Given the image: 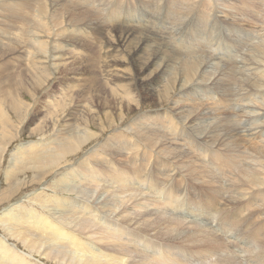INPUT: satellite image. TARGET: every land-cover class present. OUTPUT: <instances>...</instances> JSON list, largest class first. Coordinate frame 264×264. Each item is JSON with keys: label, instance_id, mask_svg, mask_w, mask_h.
Returning <instances> with one entry per match:
<instances>
[{"label": "rangeland", "instance_id": "obj_1", "mask_svg": "<svg viewBox=\"0 0 264 264\" xmlns=\"http://www.w3.org/2000/svg\"><path fill=\"white\" fill-rule=\"evenodd\" d=\"M19 1H22V0H19ZM32 1L30 2L32 4L29 3V5L26 6L28 9L26 8L27 11L25 10L24 15L23 14L21 15L20 13H18L17 10L16 12L15 11L12 12L13 13L12 16L5 15L3 14V11L0 10V31H1L0 32V48H1L0 49V211L2 212L5 209H10V207L12 208V206H17L15 208L16 210L14 209L13 213L11 211L10 215L15 216L18 212H20V210L29 209V210H32L33 212L41 213L45 217H46V214L48 215L49 213L50 215H48V217L46 218L50 217L51 219V215H53V213L57 211V209L54 210V206L57 204L55 207H62L64 205L63 200H66L67 197H69V199L73 198L72 200L77 203V206L83 202L84 204L83 203L82 204L84 207L82 208V211H86L85 208L88 209L92 207L93 210L95 211L94 213H97V210H99V213H101V217L99 219L97 218L96 220H94L95 222L91 221L92 224L97 223L95 226H98V225L101 226L100 224L107 222L111 224L109 226H114L117 223L116 227L118 229L119 228L121 229L122 226L125 229H127L128 236L121 235L120 238H116L115 240L114 239H111V240L103 239L102 240V239H98L100 237L101 232L96 231V230H94L93 232L92 231L94 229L93 225L90 222L89 223L86 222L87 223L86 226L87 227L92 226L93 229H89L87 233L84 232L86 234L84 235V239L82 240L84 242L89 243L90 242L89 239L92 238L91 234L94 233L93 239L102 243V244H98V249L100 252H97V253H99L101 258H103L104 256L103 259H106L107 257H109L107 259L111 262L113 261L114 264H118V262H120L119 264H121L122 260H125L127 264L128 263L135 264V262H137L138 258L136 256L126 255L123 251H121L122 248L120 246H116L117 241L121 239L126 241V239L128 240L127 237L130 238L131 234H138L141 237V239H144L146 241L149 240L153 242L154 244L157 245V247H153L155 249L166 248L165 252L169 251L168 253H170L171 257L174 254V256L177 259H180L179 260L180 262H177L178 260L174 257L173 261L168 260V261H165L166 263L164 264H198V262L199 264H208L209 262H210L209 264H211V262L214 263L215 258H211V257L204 258L201 255L203 248L206 247L204 245L205 241L206 239H209L210 237L218 239V242H219V246L217 249V255L220 257L221 260L217 264L219 263L221 264L223 262H226L228 264H245V263L251 264L253 261L252 258H254L256 255H264L263 253L264 252V231H263L264 229V207L260 208V206H258V203H261L262 200L260 201V199H253V198H250L249 200L248 199L243 200V201L241 200L239 202H236V199L235 201L231 200L237 197L233 192V191H236L237 188L236 186H233L232 184L235 181V177H236L235 175H237L238 172L245 165L244 162H242V159L243 158L245 159V157L247 156H252L251 159L253 161H256L257 159L254 156L260 155L262 153V149H264V146H263L264 144H261L263 142L260 141V140H264V137H262L260 133L258 132L256 133L255 130H251V129L250 131L248 130L247 131L244 130L241 132L238 131L232 137L228 136L231 132V129H230L231 122L232 121L234 122V120H241V118H243L244 119L243 125L245 127H249V120L247 122V119L244 118L245 116L243 117V114L241 113L235 114V113H237L239 109H240L239 111H241L242 110L241 107L242 106L244 107L247 104V102L254 100V96L258 94L257 92L252 90L251 82L248 81V74L246 73H248L249 70H247L246 67H244L245 68L243 70L244 73L242 71L240 73L237 66L243 65L245 62L249 63L255 57L258 59L261 58L260 60L264 58V53L262 55L260 54V50L262 48H258L259 46L257 48L251 47V45H257L258 43H260L262 38L264 39V30H260V28L263 26V23H264L263 22L264 21V0H246L245 2L241 0H191L192 4L194 5L193 10L189 11V8H184L183 10H180L179 15L170 14V16L164 15L165 14L164 5L166 4V0H123L121 1L118 4V6L120 7L125 6L126 10H129V9L132 11L136 9L139 10L141 14V18L142 16L144 17L145 15L150 14L154 16V18H156V21L159 19L157 21V24H158L159 29L161 30H152V32H146V31L136 32V34H138V36L140 37H142V35L144 34H147L150 39V41L146 43L144 48H142L141 55L143 56L145 53H147L155 58V60L153 59L150 62V64H151V67H152V63L153 65L154 63L156 64L154 69H156L157 73H159L167 65L169 68H171L172 66L173 68H172V72L170 70L168 75L164 76L162 75V73H159L161 75H159V77L156 76L154 78V81H147V82L144 81L147 78V76H144V74L146 73L145 72L146 65L144 63H141L139 65L141 69H144V71L141 72V69L139 68V66L136 65V61H134L135 57L133 53L130 52L131 47H133L131 46L132 45L131 43L137 42V39L135 38L133 39V37L132 38L124 37L126 27H125V19L123 18V16L121 14H117V15L110 14L107 17L101 16L102 17L101 18L100 16L98 17V15L96 14L99 12L95 11L93 4L95 2L103 4L101 7L103 8V13H104V10L108 7V3H112L110 2V0H107V1L88 0L91 2V5H93V7L91 8L89 7L91 5L86 6L89 8L88 13L85 12L86 7L80 6L84 4L76 0L74 1H76L80 5H78L77 3H75V5L69 4L72 2H68L65 0L67 5L65 8H62V9L59 7L57 0H51V1L32 0ZM250 1L260 2L262 9L260 10V9L254 8V4L252 3L246 6L245 3L247 2L250 3ZM209 2L211 6L208 5ZM167 3H170V2H167ZM186 5L187 4H183L182 6L185 7ZM2 6H5L3 2L0 3V7H1L0 9H2ZM33 7H34V11H33ZM49 7L51 8L49 9ZM140 8L142 9L140 10ZM44 10L46 11L48 10V11L46 12ZM43 12L45 13V15ZM29 14H31L32 17ZM95 14H96V17L94 18ZM78 15L81 16L82 19L80 17L78 18ZM199 15L202 18H197V16ZM63 16H66V17H63ZM41 17L42 19H40ZM253 17L255 18L253 19ZM30 18H34L35 21L33 19L30 20ZM26 19L30 20V22L27 21ZM131 20H138V18L136 16L135 17L132 16L131 19H129V21ZM194 20H196L197 25L200 30H199V33L190 34L189 32H187L186 29L188 28L184 24L192 23ZM13 21H16L17 23ZM38 21L40 23H38ZM162 21H164V24L162 23ZM170 22L172 25L170 24ZM11 24L12 26L10 27H14L12 29L9 27V25ZM47 27L51 29V31L46 29ZM162 27L165 28V30H163ZM43 28H44V31H43ZM64 30H66L67 32H65ZM242 30L244 31V33ZM60 31H63V32H60ZM209 31L212 32V34L208 35L207 32ZM82 33L84 35H82ZM8 35L9 37L7 38ZM34 36H35L36 41L33 38ZM36 36L38 38H36ZM12 37L13 39L15 37L16 38L13 40L11 39ZM89 37H91V39H88ZM58 39L63 40L64 43L60 42ZM184 39H185V42L183 41ZM31 42L35 44L34 45L33 43L31 44ZM40 42H41V45H40ZM43 42L46 44H44ZM42 45L43 46L47 45V46L41 47ZM202 46L204 49L202 48ZM57 47L60 49V51ZM180 47L182 48L184 47L183 50ZM193 47L195 49H193ZM210 47L212 49L214 48L216 52L212 51L211 53ZM43 48L45 49L47 48V49L44 50ZM190 48L191 50H194V53L187 56V54H185L184 52L185 50L186 51L188 49L190 50ZM206 48H207V52H206ZM254 49H256L257 51ZM75 51L78 53H76ZM142 51H144L145 53ZM213 53H216V55H213ZM113 54L115 55V57H117L116 59ZM205 54L206 56H208V58H204ZM113 58L114 60H112ZM192 59L193 60L201 59L200 61H202V64H201L200 71L201 70L206 71V72H203L205 76L206 74H212L211 78L207 76L210 80L205 78L206 79L205 81L209 82L208 91L210 92V94L216 95L219 98V101H218L219 104L216 103V105L214 104V102H216L217 99L215 100L211 99L209 101V102H212L211 104L214 106H212L209 102L202 103L201 104L203 108L202 111L204 112L206 111L208 115L206 114L203 116L199 115L196 118L198 119L202 117V120L206 118L209 120L212 117H214V119L215 118H218V119L228 118V121L224 122V128L220 127L222 128V133H223L219 135L220 137L218 135L209 136L210 138H212L210 139L209 137L203 135L202 137L199 138L200 141H197V138L195 137V132L193 129H191L193 128V126L191 125L193 120L185 118V116H183L186 114L185 110L182 111L183 109H185L184 106H188L190 107V109H195L197 107V106H193V107L190 106L189 103L191 102L188 98L190 96L189 94H192L194 98L197 97V94L205 95V91L203 89L202 91L200 87L194 85L192 81L193 79L190 80L189 83H187L188 85L186 84L183 88H182V84L179 85L180 82H177L175 86L167 93L166 98L161 99L158 96L159 91L157 90H159V88H161L162 85L166 83V81L170 82L171 76L174 73L177 76L180 75L183 78L185 77V76H182V69H181V67H183V60L185 61V60H192ZM109 60L111 61L108 62ZM113 61L114 63H112ZM107 63L108 65H106ZM108 66L110 67L108 68ZM47 68H50L49 69L50 71ZM105 68L106 70H104ZM32 69H35V70H32ZM114 70L116 72H114ZM103 71L106 73H104ZM130 71L132 72L130 73ZM46 74L49 77V79L48 77H46ZM122 74L124 77L121 76ZM197 78L201 80L199 76ZM231 78H233V80ZM140 79H142V81H140ZM114 81L116 82L114 83ZM118 81H121V83ZM231 81H233L232 84H231ZM122 82H124V84ZM125 82H127V85ZM149 82L154 88H147L149 86ZM155 83H157L156 85L158 86V88L157 86H155ZM116 84L117 85L121 84V85H119V88H118ZM247 84H249L250 86ZM113 86H116V87H113ZM123 86H126V87H123ZM128 86H131V87L128 88ZM125 88L126 90H124ZM113 89L115 90L117 89L116 91L118 93L121 92L123 95L120 93L117 96L116 92H114L115 90L113 91ZM244 89L245 90L247 89V90L245 91ZM197 90L198 92H196ZM237 91H239V93H237ZM132 93H133V96H132ZM182 93H186L188 97H185V95L184 94L182 95ZM204 95H202L203 98L207 100L208 99L207 96L205 95L204 97ZM126 97L128 98V100L126 99ZM148 97L149 99H147ZM50 99L52 100L50 101ZM125 99L127 102L125 101ZM186 99L189 101H187ZM158 100H160V102ZM191 100L193 99L191 98ZM96 103H99V104L97 105ZM222 107L227 109L228 111H232L234 109V112L232 111L234 116L232 115L230 117V114L228 113V111L226 112L225 110L222 109ZM253 107L255 109L257 108L260 109L259 105L254 104ZM196 109H198V107ZM180 111H182L184 114ZM161 112H163V114ZM169 112L174 115V117L170 116L171 121L176 120L177 123L179 122L178 123L179 125L184 127V129L182 128H175V130L173 129L175 136L168 130L169 128L167 129L166 127L168 120L165 118H166V114L167 113L169 114ZM199 114H201V112ZM263 118H264V114L257 116V119H263ZM218 119H216V121H218ZM156 120H160L163 125L162 127L164 128L162 127L158 128V126L156 125ZM38 123L40 124L38 125ZM147 124L148 125L150 124V125L148 126ZM63 125L67 126V128ZM144 125L146 128L148 127L149 131L148 129L144 128ZM186 125L188 127L190 126V128H188ZM225 127H228V129L226 130ZM75 128H77V130ZM125 128H127L128 131ZM128 128L129 129L131 128V129L129 130ZM160 130L162 131L160 132ZM182 130L186 132V135L189 137L190 140H194L192 141V143L194 144H192L189 148L184 146V143H187L188 140L186 141L180 138H176V133ZM89 131H91L94 134L91 135V132ZM80 132L81 134H79ZM263 132H264V128H263ZM68 133L72 135L70 136L69 134L68 136L67 135ZM154 133L156 136L154 135ZM131 135H134V136H131ZM137 135L138 136L141 135V136L138 137ZM158 135L161 137V139L159 138ZM66 136L71 139L75 138L76 136L81 137V139H78L77 137L75 138L76 146L78 145V143L80 144L78 147L79 150L76 148L75 150H73L75 152L72 151L68 153V155H64L60 159L61 161L59 162L57 161L56 163H54L55 165L51 164V165L45 166L43 165L45 163L43 162L40 163L39 160L37 162L36 160H34L33 158L34 156L30 155L31 151H33L32 153H34V151L38 152V151H41L40 149L43 150L44 148L45 149L48 148L47 150L51 151L52 149H49V148L55 145L57 141H55L54 143H50L48 141L53 140L55 138L60 139L61 137H66ZM167 136L168 137L170 136L173 139L171 140ZM119 137L121 139L123 138L128 141H131L134 144L132 145V146H135L134 148L131 146L132 147L131 154L128 150H127L128 154H125L120 151L119 147H117L121 140ZM145 137H147L148 139L147 138L145 139ZM157 137L159 138V140L157 139ZM231 138H235V139L238 138L237 139V150L241 151V152L239 151V153L237 151L233 152V153L238 154L236 158L234 156L236 154L233 155L235 159V165H233L232 168L230 169L227 168L223 171L216 170L207 159L208 155L211 154L210 150L218 152L217 156L222 157L225 151L224 150L222 151V149L216 150L219 146H215V145L232 142ZM136 139H138L139 141ZM140 141L141 142L143 141V142L141 143ZM157 142H158V145H157ZM213 142L215 143L217 142V144H213L214 148L209 146L210 145L209 143H213ZM34 143L35 145H38V146H35ZM32 144L34 146H31ZM152 145H154L156 148L154 149V146ZM21 146L24 148H22ZM30 146L32 147V149ZM196 146L204 150L206 157L198 156ZM177 147H180V148H177ZM259 148L260 149L262 148V149L260 150ZM162 149L167 150V153L165 150H162ZM102 151L105 153H103ZM156 151H159V153L157 152L158 153L157 155L159 156L155 154ZM94 152H96V154H94ZM162 152L166 153V156H167V157L165 156L166 158L160 156L162 155L161 154ZM171 152L175 154L178 153L179 157L177 158V157L172 156L173 153ZM25 154L28 156H26ZM189 154L192 156H190ZM131 156H135V157H131ZM30 157H32L33 159ZM173 157L176 159H174ZM104 159L108 160V164L110 166L102 167L100 165L102 162L105 163V161H102ZM112 159H114L113 162H112ZM239 159H241L240 162H239ZM258 159H261V157ZM83 161L86 162V164ZM182 161L184 162V164ZM248 161L250 160H246V162ZM181 162L182 164H179V165L182 168L178 166V164L176 165V163H181ZM85 166L86 167L88 166L101 167L102 171L100 169L96 170L94 175L97 178L96 177L90 178V177H87L89 174L88 171L86 172L82 171L83 169L85 170L86 168H82L81 170V167H85ZM79 168L81 171L79 170ZM183 168H185L186 170ZM168 169L172 171L166 172ZM115 170L117 171L115 172ZM186 171L188 174H186ZM199 171L200 173H198ZM97 173H98V176H97ZM242 175L243 177H247V176L249 177L251 174H250V171H247L243 173ZM73 176L75 178H72ZM103 177H106V178H103ZM89 181L91 182L89 183ZM138 181L139 182L141 181L142 183L141 182L139 183ZM106 183H108L109 185H107ZM119 184L121 185V187L119 186ZM124 185H125V188L127 187L126 190L124 187H122ZM135 186H136V189H135ZM215 186L220 190L219 193H217L216 191H212V189H214ZM128 188H130L131 190ZM113 191L114 192L116 191V193H113ZM158 192L160 193L158 194ZM211 194L213 195V197H211ZM217 196L218 198L216 199ZM123 200H125L124 203H123ZM58 201L59 202L61 201V202L59 203ZM229 201H230V204L228 203ZM104 203L107 205H105ZM125 203H126V206H125ZM9 204L11 206H9ZM17 204L19 205L21 204V206ZM208 204H212L213 206H207ZM95 208L96 209L98 208V209L96 210ZM88 210L84 213V215L89 214ZM236 211L238 212V214H235ZM1 212H0V238L6 239V241H8L9 244L11 243L10 244L11 247L25 254L27 257H32V259L30 258L32 262L36 260L34 263L37 262L39 264H74L75 263V262L70 261L69 259H53L52 257L46 258L42 256V254L40 256V254H37L34 251H32V249H30L23 243V240L15 238V236L13 235L12 236L10 235L11 232L14 231L13 229L14 227L13 228L11 227L13 226L12 225L13 222L11 221V223H9L7 221L4 223L5 219L1 218V215H2ZM127 212H129V214ZM94 213L92 214L93 216L96 215ZM59 215L60 214H57L55 215V217H58ZM79 217H81L82 219V216L79 215L78 213L75 212L74 214H72V219L70 220V222L72 223L71 224L72 227L74 225L73 227L74 229H77V226L79 225L78 222L81 220V219H78ZM132 219L133 220L135 219L134 221L136 223L133 222ZM1 221L3 222L1 223ZM9 224H11L10 229L6 228V226L9 227ZM9 230L10 232H8ZM15 230L17 229L15 228ZM172 230L174 232H172ZM20 231H21L20 233H23L22 230ZM20 235L24 236V234L23 235L20 234ZM113 241H115V243ZM46 242L48 243L49 241L47 240ZM0 245H2L1 240H0ZM13 245H15V247ZM140 246L142 247V250L145 249L144 252L146 253H149V252L155 253L152 247H150V250H149V248L145 247L144 245H140ZM197 251L199 253H197ZM257 251L258 252L260 251L259 252L260 254H258ZM149 254H152V253H149ZM112 255H115V256H112ZM190 255L192 257H190ZM122 256H123V259H122ZM149 257L151 258V256ZM202 258L206 259V261H202ZM209 258H211V261ZM182 259L188 260V262L185 263V261L184 260L182 261ZM145 264H149V263L145 262ZM154 264H158V263L155 262Z\"/></svg>", "mask_w": 264, "mask_h": 264}, {"label": "bare ground", "instance_id": "obj_2", "mask_svg": "<svg viewBox=\"0 0 264 264\" xmlns=\"http://www.w3.org/2000/svg\"><path fill=\"white\" fill-rule=\"evenodd\" d=\"M32 0H26V2H25V0H22V1H19V0H0V3H2L3 2V4L5 5V6H2V9H0L1 11H3V14H5V15H13V13L12 12H16V10L18 11V13H20L21 15L23 14H25V10H26V6H28L29 5V3L31 2ZM37 1V0H36ZM46 1V0H45ZM49 1H51V0H49ZM66 1H68V2H72V3H69V4H73V5H75V3H77L76 1H79V2H81L82 4H84V5H80L79 3H77L78 5H80L81 7H86V6H89V5H91V2L90 1H88V0H76V1H74V0H66ZM103 1H107V0H103ZM121 1H123V0H110V2H112V3H108V7L104 10V13H103V8L101 7L103 4H101V3H97V2H95L93 5H94V9H95V11H97V12H99V13H96L97 15H98V17L100 16H105V17H107L108 15H117V14H121L122 16H123V18L125 19V27H126V31H125V33H124V37L125 38H129V37H133V39L135 38V39H137V42H133V43H131L132 45L131 46H133V47H131V49H130V52H132L133 53V55H134V57H135V60L134 61H136V65L137 66H139L141 63H144L145 65H146V68H145V74H144V76H147V78L144 80L145 82H147V81H154V78L156 77V76H158L159 77V75H161V74H159V73H162V75H164V76H166V75H168V73H169V71L171 70V72H172V68H173V66L171 67V68H169L168 67V65L165 67V68H163L159 73H157V71H156V69H154L155 68V66H156V64L154 63V65H153V63H152V67H151V64H150V62L154 59L155 60V58L154 57H152L151 55H149V54H147V53H145L144 51H142V52H144L145 54L142 56L141 55V50H142V48H144V46L146 45V43L148 42V41H150V39H149V36L147 35V34H144V35H142V37H140V36H138V34H136V32H141V31H146V32H152V30H161V29H159V27H158V24H157V21L159 20L158 18V20L156 21V18H154V16H152V15H145L144 17L142 16V18H141V14H140V11L139 10H134V11H132V10H126L125 9V6H118V4L121 2ZM241 1H243V2H245L246 0H241ZM24 2H25V4H24ZM33 2V1H32ZM42 2V1H41ZM57 2H58V4H59V7L62 9V8H65L66 7V5H67V3L65 2V0H57ZM113 2H114V4H113ZM167 2H170V3H167ZM6 3V4H5ZM39 3V2H38ZM43 3V2H42ZM45 3V2H44ZM50 3V2H49ZM56 3V2H55ZM216 3V2H215ZM254 4V8H257V9H262V6H261V4H260V2H256V1H250V3L249 2H247V3H245V5L246 6H248V4ZM256 3V4H255ZM30 4H32V3H30ZM54 4V3H53ZM52 4V5H53ZM68 4V5H69ZM183 4H187L185 7H183L182 5ZM40 5V4H39ZM38 5V6H39ZM51 5V6H52ZM72 5V6H73ZM93 5H91V6H89L90 8L91 7H93ZM208 5H210L211 6V4H210V2L208 3ZM31 6V5H30ZM44 6V5H43ZM49 6V5H48ZM141 6V5H140ZM35 7V6H34ZM34 7H33V11H34ZM41 7V6H40ZM53 7V6H52ZM1 8V7H0ZM39 8V7H38ZM51 7H49V9H50ZM143 8V7H142ZM142 8H140V10L142 9ZM184 8H189V11L190 10H193L194 9V5L192 4V2H191V0H166V4L164 5V15L166 16H170V14L172 15V14H178L179 15V12H180V10H183ZM13 9H15V10H13ZM28 9V8H27ZM40 9V8H39ZM38 9V10H39ZM76 9V8H75ZM82 9V8H81ZM84 9V8H83ZM89 8L88 7H86L85 8V12L86 13H88V10ZM29 10H30V8H29ZM31 10H32V8H31ZM68 10V9H67ZM71 10V9H70ZM254 10V9H253ZM27 11V10H26ZM36 11V10H35ZM44 11H46V10H44ZM48 11V10H47ZM46 11V12H47ZM81 11V10H80ZM252 11V10H251ZM39 12V11H38ZM71 12V11H70ZM75 12V11H74ZM30 13V12H29ZM44 13V12H43ZM53 13V12H52ZM73 13V12H72ZM79 13V12H78ZM101 13H102V15H101ZM257 13V12H256ZM255 13V14H256ZM28 14V13H27ZM47 14V13H46ZM49 14V13H48ZM68 14V13H67ZM96 14H95V16H94V18L96 17ZM253 14V13H252ZM259 14V13H258ZM29 15H31V14H29ZM32 15H33V13H32ZM32 15H31V17H32ZM40 15H41V13H40ZM39 15V16H40ZM44 15H45V13H44ZM57 15V14H56ZM61 15V14H60ZM59 15V16H60ZM66 15V14H65ZM83 15V14H82ZM91 15V14H90ZM15 16V15H14ZM52 16V15H51ZM70 16V15H69ZM74 16V15H73ZM137 17L138 18V20H131V21H129V19H131V17ZM27 17V16H26ZM43 17V16H42ZM42 17L40 18V19H42ZM54 17V16H53ZM52 17V18H53ZM63 17H66V16H63ZM81 18L82 19V17L81 16H79L78 15V18ZM177 17V16H176ZM28 18V17H27ZM35 18V17H34ZM34 18H30V20H34ZM46 18V17H45ZM50 18V17H49ZM59 18V17H58ZM78 18H76V19H78ZM102 18V17H101ZM100 18V19H101ZM119 18V17H118ZM141 18V19H140ZM170 18V17H169ZM179 18V17H178ZM197 18H202L200 15L199 16H197ZM196 18V19H197ZM255 17H253V19H254ZM29 19V18H28ZM62 19V18H61ZM74 19H75V17H74ZM73 19V20H74ZM25 20V19H24ZM27 20V19H26ZM30 20H27V21H29L30 22ZM37 20V19H36ZM49 20V19H48ZM54 20V19H53ZM64 20V19H63ZM72 20V21H73ZM104 20H106V19H104ZM103 20V21H104ZM259 20V19H258ZM27 21H25V22H27ZM35 21V20H34ZM41 21V20H40ZM52 21V20H51ZM55 21V20H54ZM53 21V22H54ZM57 21V20H56ZM76 21V20H75ZM135 21H137V22H135ZM166 21V20H165ZM179 21V20H178ZM13 22H16V21H13ZM24 22V23H25ZM32 22V21H31ZM42 22V21H41ZM46 22V21H45ZM52 22V23H53ZM62 22V21H61ZM108 22V21H107ZM172 22V21H171ZM171 22H170V24H171ZM264 22V21H263ZM17 23V22H16ZM23 23V24H24ZM33 23V22H32ZM37 23V22H36ZM38 23H40L39 21H38ZM49 23V22H48ZM68 23H69V21H68ZM113 23V22H112ZM161 23V22H160ZM162 23L164 24V21H162ZM180 23V22H179ZM9 24V23H8ZM19 24H21V23H19ZM45 24V23H44ZM88 24V23H87ZM91 24V23H90ZM89 24V25H90ZM105 24V23H104ZM262 24V23H261ZM25 25V24H24ZM38 25V24H37ZM42 25V24H41ZM41 25H40V27H41ZM172 25V24H171ZM179 25V24H178ZM182 25V24H181ZM184 25H186V27L188 28V29H186L187 30V32H189L190 34H193V33H199V27H198V25H197V22H196V20H194L192 23H189V24H184ZM10 26H12V24L11 25H9V27ZM14 26H15V24H14ZM17 26V25H16ZM20 26V25H19ZM26 26V25H25ZM55 26V25H54ZM60 26V25H59ZM106 26V25H105ZM39 27V28H40ZM155 27V28H154ZM164 27V26H163ZM162 27V28H163ZM11 29L12 28H14V27H10ZM38 28V29H39ZM57 28V27H56ZM75 28V27H74ZM73 28V29H74ZM83 28V27H82ZM154 28V29H153ZM3 29V28H2ZM5 29V28H4ZM19 29H21V28H19ZM34 29V28H33ZM36 29V28H35ZM46 29H48V30H50L51 31V29H49L48 27L46 28ZM54 29V28H53ZM64 29V28H63ZM174 29V28H173ZM176 29V28H175ZM7 30V29H6ZM27 30H28V28H27ZM26 30V31H27ZM41 30H42V28H41ZM40 30V31H41ZM122 30V29H121ZM163 30H165V28H163ZM162 30V31H163ZM260 30H264V23H263V26L260 28ZM18 31V30H17ZM43 31H44V28H43ZM42 31V32H43ZM46 31V30H45ZM65 32H67L66 30H64ZM206 31V30H205ZM243 31V30H242ZM254 31V30H253ZM256 31V30H255ZM259 31V30H258ZM257 31V32H258ZM1 32V31H0ZM5 32V31H4ZM31 32V31H30ZM33 32V31H32ZM39 32V31H38ZM48 32V31H47ZM46 32V33H47ZM55 32V31H54ZM60 32H63V31H60ZM73 32V31H72ZM82 32V31H81ZM157 32V31H156ZM13 33V32H12ZM22 33V32H21ZM20 33V34H21ZM34 33H36V32H34ZM33 33V34H34ZM69 33V32H68ZM74 33V32H73ZM76 33V32H75ZM87 33V32H86ZM89 33V32H88ZM162 33V32H161ZM208 33V35L209 34H212V32H207ZM206 33V34H207ZM243 33H244V31H243ZM259 33V32H258ZM150 34V33H149ZM255 34V33H254ZM13 35V34H12ZM24 35V34H23ZM35 35V34H34ZM38 35V34H37ZM73 35V34H72ZM82 35H84L83 33H82ZM81 35V36H82ZM87 35V34H86ZM109 35V34H108ZM263 35V34H262ZM2 36H3V34H2ZM1 36V37H2ZM27 36V35H26ZM90 36V35H89ZM164 36V35H163ZM188 36V35H187ZM194 36V35H193ZM196 36V35H195ZM9 37V35L7 36V38ZM28 37V36H27ZM31 37V36H30ZM55 37V36H54ZM57 37V36H56ZM113 37V36H112ZM156 37V36H155ZM197 37V36H196ZM211 37V36H210ZM257 37V36H256ZM3 38V37H2ZM16 38V37H15ZM14 38V39H15ZM34 38V40H35V36L33 37ZM36 38H38L37 36H36ZM69 38V37H68ZM157 38V37H156ZM166 38V37H165ZM11 39H13V37L11 38ZM13 39V40H14ZM55 39V38H54ZM62 39V38H61ZM88 39H91V37H89ZM155 39V38H154ZM173 39V38H172ZM263 39V38H262ZM261 39V42L260 43H256L257 45H251V47L252 48H257L258 46V48H262L261 50H260V54L262 55L263 53H264V39L262 40ZM23 40V39H22ZM28 40H30V39H28ZM50 40V39H49ZM59 40V39H58ZM86 40V39H85ZM115 40V39H114ZM119 40H120V38H119ZM122 40H124V39H122ZM152 40V39H151ZM169 40V39H168ZM167 40V41H168ZM255 40V39H254ZM253 40V41H254ZM4 41V40H3ZM11 41V40H10ZM36 41V40H35ZM44 41V40H43ZM60 42H62V43H64V41L63 40H59ZM136 41V40H135ZM184 42H185V39L183 40ZM187 41V40H186ZM189 41V40H188ZM260 41V40H259ZM28 42V41H27ZM51 42V41H50ZM58 42V41H57ZM124 42V41H123ZM122 42V43H123ZM154 42V41H153ZM160 42H162V41H160ZM170 42V41H169ZM174 42V41H173ZM183 42V43H184ZM252 42V41H251ZM256 42V41H255ZM2 43V42H1ZM9 43V42H8ZM33 42H31V44H32ZM37 43V42H36ZM44 43V42H43ZM91 43V42H90ZM128 43H130V42H128ZM171 43V42H170ZM3 44H5V43H3ZM10 44V43H9ZM8 44V45H9ZM14 44H16V43H14ZM21 44V43H20ZM35 43H33V45H34ZM44 44H46V43H44ZM155 44V43H154ZM160 44V43H159ZM172 44V43H171ZM177 44V43H176ZM6 45H7V43H6ZM5 45V46H6ZM11 45V44H10ZM40 45H41V42H40ZM65 45V44H64ZM83 45V44H82ZM116 45V44H115ZM119 45H120V43H119ZM45 46H47V45H45ZM45 46H41V47H45ZM48 46H50V45H48ZM53 46V45H52ZM61 46V45H60ZM63 46V45H62ZM93 46V45H92ZM114 46V45H113ZM149 46V45H148ZM182 46V45H181ZM185 46V45H184ZM2 47V46H1ZM7 47V46H6ZM5 47V48H6ZM123 47V46H122ZM127 47V46H126ZM129 47V46H128ZM159 47V46H158ZM176 47V46H175ZM33 48H34V46H33ZM58 48V47H57ZM61 48H63V47H61ZM100 48V47H99ZM154 48V47H153ZM180 48H182V47H180ZM179 48V49H180ZM184 48V47H183ZM183 48H182V50H183ZM202 48H203V46H202ZM211 48V47H210ZM1 49V48H0ZM13 49H14V47H13ZM39 49H41V48H39ZM44 50H46L45 48H43ZM48 49H49V47H48ZM59 49V48H58ZM101 49V48H100ZM124 49V48H123ZM147 49V48H146ZM149 49V48H148ZM162 49V48H161ZM193 49H195L194 47H193ZM201 49V48H200ZM204 49V48H203ZM9 50V49H8ZM11 50V49H10ZM54 50V49H53ZM52 50V51H53ZM62 50V49H61ZM64 50V49H63ZM67 50H68V48H67ZM118 50V49H117ZM117 50H116V52H117ZM170 50V49H169ZM253 50V49H252ZM252 50H250V51H252ZM254 50H256V49H254ZM4 51V50H3ZM12 51V50H11ZM42 51V50H41ZM49 51V50H48ZM47 51V52H48ZM59 51H60V49H59ZM153 51V50H152ZM163 51V50H162ZM179 51V50H178ZM181 51V50H180ZM210 51V50H209ZM212 51L213 52H216L215 51V49L213 48H211V53H212ZM257 51V50H256ZM6 52V51H5ZM43 52H45V51H43ZM73 52V51H72ZM76 52V51H75ZM82 52V51H81ZM84 52V51H83ZM120 52H121V50H120ZM119 52V53H120ZM129 52V53H130ZM167 52V51H166ZM169 52V51H168ZM206 52H207V48H206ZM63 53V52H62ZM76 53H78V52H76ZM122 53H124V52H122ZM185 54H187V56L188 55H191L192 53H194V50H191V48H190V50L188 49L187 51L185 50V52H184ZM200 53V52H199ZM258 53V52H257ZM83 54V53H82ZM108 54V53H107ZM115 54V53H114ZM113 54V55H114ZM116 54H118V53H116ZM127 54V53H126ZM151 54V53H150ZM173 54V53H172ZM197 54H198V52H197ZM202 54H203V52H202ZM250 54V53H249ZM7 55V54H6ZM61 55V54H60ZM80 55H81V53H80ZM86 55V54H85ZM85 55H83V56H85ZM121 55V54H120ZM130 55V54H129ZM157 55V54H156ZM164 55V54H163ZM213 55H216V53H213ZM56 56H58V55H56ZM67 56V55H66ZM124 56V55H123ZM144 56H146V57H144ZM159 56V55H158ZM2 57V56H1ZM77 57H78V55H77ZM90 57V56H89ZM114 57H115V55H114ZM160 57H162V56H160ZM193 57V56H192ZM244 57V56H243ZM35 58V57H34ZM54 58V57H53ZM64 58V57H63ZM82 58H84V57H82ZM95 58V57H94ZM112 58V57H111ZM117 57H115V59H116ZM121 58H122V56H121ZM120 58V59H121ZM131 58V57H130ZM204 58H208V56H206V54H205V57ZM204 58H203V60H204ZM221 58V57H220ZM246 58V57H245ZM249 58V57H248ZM79 59H80V57H79ZM108 59V58H107ZM119 59V60H120ZM166 59V58H165ZM174 59H175V57H174ZM177 59V58H176ZM247 59V58H246ZM261 59V58H260ZM260 59H258V58H253L249 63L247 62H245L243 65H241V66H237L238 67V70H239V72L241 73V71L244 73V67H246V69L247 70H249L248 71V73H246V74H248V81H250L251 82V85H252V90L253 91H255V92H257L258 94L257 95H255L254 96V100H251V101H249V102H247V104L242 108L241 107V111H237V113H235V114H239V113H241V114H243V117L245 118V119H247V122H248V120H249V127H245L244 125H243V118H241V120H234V122L232 121L231 122V125H230V129H231V132H230V134L228 135V136H233V135H235V133L236 132H238V131H244V130H248V131H250V129L251 130H255L256 131V133L258 132V133H260V135L262 136V137H264V132H263V128H264V118L263 119H257V116H259V115H263L264 114V58L262 59V60H260ZM112 60H114V58L112 59ZM123 60V59H122ZM125 60V59H124ZM160 60V59H159ZM159 60H157V61H159ZM169 60V59H168ZM201 59H195V60H183V67H181V69H182V76H185L184 78L183 77H181L180 75L179 76H177L175 73L171 76V81L169 82V81H166V83H164L163 85H162V87L161 88H159V90H157V91H159V97L162 99V98H166L167 97V93L175 86V84L177 83V82H180V84L179 85H181L182 84V88L187 84V83H189V81L190 80H192L193 81V83H194V85L195 86H198V87H200V89L202 90H204L205 91V95L207 96V100L206 99H204L203 98V96L202 95H204V94H197V97H195L194 98V96L192 95V94H189L190 96L188 97L187 96V94L186 93H182V95L184 94L185 95V97H188L189 98V100H190V102L191 103H189L190 104V106L191 107H193V106H197L198 107V109H190V107H188V106H184V108L185 109H183L182 111H186V114L185 115H183V116H185V118H188V119H192L193 120V122H192V126H193V128H191V129H193L194 130V132H195V137L197 138V141H200L199 140V138L200 137H202L203 135L204 136H207V137H209V136H215V135H221V134H223L222 133V128H220V127H223L224 128V122H227L228 121V118H224V119H218V118H215L214 119V117H212L211 119H203L202 120V117L201 118H196L197 116H203V115H208V113H206V111L204 112V111H202L203 110V108H202V106H201V104L202 103H205V102H209L211 99H213V100H215V99H217V101L216 102H214V104L216 105V103H218V101H219V98L216 96V95H211L210 94V92L208 91V81H205L206 79L205 78H207V79H209V78H211V75L212 74H206V76H205V74L203 73V72H206V71H200V69H201V64H202V61H200ZM250 60V59H249ZM111 60H109L108 62H110ZM116 61V60H115ZM128 61V60H127ZM161 61V60H160ZM170 61V60H169ZM168 61V62H169ZM235 61V60H234ZM51 62V61H50ZM132 62V61H131ZM154 62H156V61H154ZM39 63V62H38ZM46 63V62H45ZM53 63V62H52ZM112 63H114V61L112 62ZM117 63V62H116ZM182 63V62H181ZM212 63V62H211ZM216 63V62H215ZM242 63V62H241ZM42 64V63H41ZM55 64V63H54ZM57 64H59V63H57ZM161 64V63H160ZM169 64V63H168ZM179 64V63H178ZM236 64V63H235ZM35 65V64H34ZM106 65H108V63L106 64ZM113 65V64H112ZM119 65V64H118ZM124 65H125V63H124ZM123 65V66H124ZM130 65V64H129ZM150 65V66H149ZM182 65V64H181ZM237 65V64H236ZM42 66V65H41ZM114 66V65H113ZM159 66V65H158ZM206 66V65H205ZM208 66V65H207ZM43 67V66H42ZM53 67V66H52ZM110 66H108V68H109ZM130 67V66H129ZM133 67V66H132ZM176 67V66H175ZM178 67H180V66H178ZM51 68V67H50ZM50 68H47L48 70L50 69ZM54 68V67H53ZM114 68V67H113ZM139 68H140V66H139ZM159 68V67H158ZM46 69V68H45ZM56 69V68H55ZM125 69H126V67H125ZM124 69V70H125ZM141 69V68H140ZM32 70H35V69H32ZM104 70H106V68L104 69ZM108 70V69H107ZM123 70V71H124ZM127 70H128V68H127ZM130 70V69H129ZM135 70V69H134ZM138 70V69H137ZM207 70V69H206ZM228 70V69H227ZM31 71V70H30ZM37 71V70H36ZM50 71V70H49ZM48 71V72H49ZM122 71V72H123ZM144 71V69H141V72H143ZM234 71V70H233ZM232 71V72H233ZM104 72V71H103ZM110 72H111V70H110ZM114 72H116L115 70H114ZM128 72V71H127ZM132 71H130V73H131ZM32 73V72H31ZM50 73V72H49ZM65 73V72H64ZM104 73H106V72H104ZM120 73V72H119ZM119 73H118V75H119ZM125 73V72H124ZM129 73V74H130ZM225 73V72H224ZM114 74V73H113ZM143 74V73H142ZM229 74V73H228ZM49 75V74H48ZM62 75V74H61ZM115 75V74H114ZM133 75V74H132ZM233 75V74H232ZM37 76V75H36ZM40 76V75H39ZM105 76V75H104ZM110 76H112V75H110ZM121 76H123V74L121 75ZM129 76V75H128ZM199 76V78H201V80H199L197 77ZM209 78H208V77ZM228 76V75H227ZM234 76V75H233ZM46 77H48L47 76V74H46ZM108 77V76H107ZM114 77H116V76H114ZM124 77V76H123ZM226 77V76H225ZM246 77H247V75H246ZM97 78H99V77H97ZM112 78V77H111ZM117 78H118V76H117ZM134 78V77H133ZM169 78V77H168ZM229 78H230V76H229ZM34 79H35V77H34ZM48 79H49V77H48ZM110 79V78H109ZM127 79V78H126ZM158 79V78H157ZM166 79V78H165ZM228 79V78H227ZM232 80H233V78H231ZM230 79V80H231ZM236 79V78H235ZM238 79V78H237ZM97 80V79H96ZM122 80V79H121ZM210 80V79H209ZM31 81V80H30ZM99 81V80H98ZM123 81V80H122ZM129 81V80H128ZM134 81V80H133ZM140 81H142V79H140ZM159 81V80H158ZM157 81V82H158ZM33 82V81H32ZM111 82H112V80H111ZM116 81H114V83H115ZM118 82H120L121 83V81H118ZM117 82V83H118ZM132 82V81H131ZM138 82V81H137ZM182 82V83H181ZM232 82L233 81H231V84H232ZM247 82V81H246ZM245 82V83H246ZM3 83V82H2ZM123 84H124V82H122ZM126 83V85H127V82H125ZM135 83V82H134ZM154 83V82H153ZM152 83V84H153ZM235 83H236V81H235ZM240 83V82H239ZM44 84V83H43ZM129 84V83H128ZM137 84V83H136ZM135 84V85H136ZM157 83H155V86H157L156 85ZM191 84V83H190ZM189 84V85H190ZM211 84V83H210ZM209 84V85H210ZM234 84V83H233ZM242 84V83H241ZM45 85V84H44ZM119 85H121V84H119ZM119 85H117L116 84V86H118V88H119ZM130 85V84H129ZM161 85V84H160ZM188 85V84H187ZM243 85V84H242ZM247 85H249V84H247ZM15 86V85H14ZM110 86V85H109ZM116 86H113V87H116ZM154 86V85H153ZM231 86V85H230ZM234 86H236V85H234ZM244 86H245V84H244ZM250 86V85H249ZM123 87H126V86H123ZM131 86H128V88H130ZM160 87V86H159ZM180 87V86H179ZM212 87V86H211ZM240 87V86H239ZM121 88H122V86H121ZM120 88V89H121ZM138 88V87H137ZM147 88H154V87H152V85H151V83L149 82V86L147 87ZM157 88H158V86H157ZM156 88V89H157ZM186 88V87H185ZM189 88V87H188ZM44 89V88H43ZM135 89V88H134ZM112 90V89H111ZM115 89H113V91H114ZM117 90V89H116ZM114 91V92H116V95L118 96L120 93H118L117 91ZM124 90H126V88L124 89ZM123 90V91H124ZM128 90V89H127ZM131 90H133V89H131ZM202 90V91H203ZM212 90V89H211ZM245 90V89H244ZM243 90V91H244ZM247 90V89H246ZM245 90V91H246ZM10 91V90H9ZM105 91V90H104ZM107 91V90H106ZM235 91V90H234ZM251 91V90H250ZM112 92V91H111ZM130 92V91H129ZM134 92V91H133ZM140 92V91H139ZM138 92V93H139ZM173 92V91H172ZM196 92H198V90L196 91ZM106 93V92H105ZM118 93V94H117ZM124 93V92H123ZM137 93V92H136ZM135 93V94H136ZM180 93V92H179ZM236 93V92H235ZM237 93H239V91H237ZM247 93V92H246ZM249 93V92H248ZM107 94V93H106ZM114 94V93H113ZM122 94V93H121ZM127 94V93H126ZM131 94V93H130ZM129 94V95H130ZM171 94V93H170ZM174 94V93H173ZM53 95V94H52ZM56 95V94H55ZM97 95V94H96ZM123 95V94H122ZM125 95V94H124ZM205 95H204V97H205ZM237 95V94H236ZM249 95V94H248ZM106 96V95H105ZM127 96V95H126ZM131 96V95H130ZM132 96H133V93H132ZM136 96V95H135ZM139 96V95H138ZM169 96V95H168ZM241 96V95H240ZM5 97V96H4ZM89 97V96H88ZM87 97V98H88ZM91 97V96H90ZM102 97H104V96H102ZM114 97V96H113ZM173 97V96H172ZM232 97V96H231ZM92 98V97H91ZM131 98V97H130ZM155 98V97H154ZM159 98V99H160ZM171 98V97H170ZM178 98V97H177ZM191 98L193 99V100H191ZM197 98V99H196ZM126 99L128 100V98L126 97ZM126 99H125V101H126ZM138 99V98H137ZM147 99H149V97L147 98ZM156 99V98H155ZM52 99H50V101H51ZM55 100V99H54ZM140 100V99H139ZM187 100V99H186ZM189 100H187V101H189ZM14 101V100H13ZM56 101V100H55ZM98 101V100H97ZM159 102H160V100H158ZM164 101V100H163ZM185 101V100H184ZM183 101V102H184ZM186 101V102H187ZM15 102V101H14ZM102 102V101H101ZM122 102H123V100H122ZM127 102V101H126ZM165 102V101H164ZM172 102V101H171ZM176 102V101H175ZM51 103H53V102H51ZM55 103V102H54ZM58 103V102H57ZM120 103V102H119ZM135 103V102H134ZM166 103V102H165ZM164 103V104H165ZM210 104L212 103V102H209ZM48 104V103H47ZM97 105L99 104V103H96ZM159 104V103H158ZM209 104V105H210ZM219 104V103H218ZM221 104V103H220ZM254 104L255 105H259V107H260V109H255L253 106H254ZM14 105V104H13ZM16 105V104H15ZM49 105V104H48ZM51 105V104H50ZM54 105H56V104H54ZM53 105V106H54ZM58 105V104H57ZM118 105H120V104H118ZM186 105V104H185ZM204 105V104H203ZM212 105V104H211ZM223 105V104H222ZM243 105V104H242ZM92 106V105H91ZM201 106V107H200ZM212 106H214V105H212ZM241 106V105H240ZM58 107V106H57ZM136 107V106H135ZM25 108V107H24ZM80 108V107H79ZM93 108V107H92ZM118 108H119V106H118ZM189 108V109H188ZM200 108H201V110H200ZM211 108V107H210ZM235 108V107H234ZM238 108H240V107H238ZM2 109V108H1ZM27 109V108H26ZM50 109H51V107H50ZM181 109V108H180ZM222 109L223 110H225L226 112L228 111L227 109H225V108H223L222 107ZM19 110V109H18ZM25 110V109H24ZM56 110V109H55ZM237 110V109H236ZM69 111V110H68ZM128 111H129V109H128ZM182 111H180V112H182ZM194 111V112H193ZM233 112H234V109L232 110ZM232 111H228V113L230 114V117L233 115V112ZM60 112V111H59ZM201 112V114H199ZM230 112H232V113H230ZM48 113H50V112H48ZM47 113V114H48ZM160 113V112H159ZM162 114H163V112H161ZM183 113V112H182ZM184 114V113H183ZM169 115V116H168ZM182 115V114H181ZM124 116H125V114H124ZM152 116V115H151ZM164 116V115H163ZM170 116H172V117H174V115L173 114H171L170 112H169V114L167 113L166 114V118L165 119H167L168 121H167V124H166V127H167V129L174 135V132H173V129L175 130V128H182V129H184V127L183 126H181V125H179L178 123H177V121L175 120V121H171V119H170ZM234 116V115H233ZM81 117V116H80ZM83 117V116H82ZM121 117V116H120ZM155 117V116H154ZM165 117V116H164ZM181 117V116H180ZM180 117H178V118H180ZM222 117V116H221ZM149 118V117H148ZM184 118V119H185ZM30 119V118H29ZM61 119H62V117H61ZM96 119V118H95ZM139 119V118H138ZM183 119V118H182ZM181 119V120H182ZM187 119V120H188ZM216 119H218V121H216ZM233 119V118H232ZM106 120V119H105ZM141 120V119H140ZM144 120V119H143ZM149 120V119H148ZM32 121H34V120H32ZM71 121V120H70ZM75 121V120H74ZM136 121V120H135ZM146 121V120H145ZM58 122V121H57ZM67 122V121H66ZM152 122H154V121H152ZM70 123V122H69ZM182 123V122H181ZM187 123V122H186ZM40 123H38V125H39ZM72 124H74V123H72ZM85 124V123H84ZM129 124H130V122H129ZM135 124H136V122H135ZM139 124V123H138ZM190 124V123H189ZM58 125V124H57ZM68 125V124H67ZM71 125V124H70ZM148 125V124H147ZM150 125V124H149ZM148 125V126H149ZM156 125L158 126V128H160V127H162L163 125H162V123H161V121L160 120H156ZM184 125V124H183ZM63 126H65V125H63ZM88 126V125H87ZM132 126H134V125H132ZM135 126H137V125H135ZM187 126V125H186ZM66 128H67V126H65ZM64 127V128H65ZM70 127V126H69ZM151 127V126H150ZM153 127H154V125H153ZM188 127V126H187ZM138 128V127H137ZM144 128H146L145 127V125H144ZM162 128H164V127H162ZM161 128V129H162ZM188 128H190V126L188 127ZM187 128V129H188ZM76 130H77V128H75ZM87 129V128H86ZM126 130H127V128H125ZM129 129V128H128ZM131 129V128H130ZM129 129V130H130ZM140 129V128H139ZM146 129H148V127L146 128ZM166 129V130H167ZM190 129V130H191ZM225 129L227 130L228 129V127H225ZM141 130V129H140ZM164 130V129H163ZM224 130V129H223ZM225 130V131H226ZM75 131V130H74ZM80 131H82V130H80ZM120 131V130H119ZM118 131V132H119ZM128 131V130H127ZM136 131V130H135ZM148 131H149V129H148ZM153 131V130H152ZM162 130H160V132H161ZM254 131V132H255ZM78 132V131H77ZM84 132V131H83ZM89 132H91V131H89ZM88 132V133H89ZM134 132V131H133ZM142 132V131H141ZM146 132V131H145ZM156 132H157V130H156ZM164 132V131H163ZM233 132V133H232ZM253 132V133H254ZM135 133V132H134ZM138 133V132H137ZM140 133V132H139ZM149 133V132H148ZM188 133V132H187ZM193 133V132H192ZM69 134L70 133H68L67 135L69 136ZM78 134V133H77ZM79 134H81V132L79 133ZM92 134H94V133H92L91 132V135ZM141 134V133H140ZM147 134V133H146ZM151 134V133H150ZM150 134H148V135H150ZM159 134V133H158ZM72 134H70V136H71ZM89 135V134H88ZM130 135V134H129ZM142 135V134H141ZM141 135H137L138 137H140ZM144 135V134H143ZM154 135H155V133H154ZM113 136V135H112ZM131 136H134V135H131ZM156 136V135H155ZM155 136H154V138H155ZM159 136V135H158ZM162 136V135H161ZM175 136V135H174ZM224 136H226V135H224ZM257 136H258V134H257ZM47 137V136H46ZM77 137V136H76ZM75 137V138H76ZM111 137V136H110ZM168 137V136H167ZM206 137V138H207ZM220 137V136H219ZM75 138H73V139H71V138H69V137H61L60 139L59 138H55V139H53V140H50V141H48V142H50V143H54L55 141H57L56 142V144L55 145H53V146H51L49 149H52L51 151H49V150H47V149H40L41 151H38V152H35L34 151V153H32L33 151H29L31 154L30 155H32V156H34L33 158H34V160H36L37 162H38V160L40 161V163H45V164H43V165H51V164H54V163H56L57 161L59 162V161H61L60 159L64 156V155H68V153H70V152H72L73 150H75L76 148L78 149V147H79V143H78V145L76 146V140H75ZM78 139H81V137H77ZM91 138V137H90ZM96 138H98V137H96ZM120 138V137H119ZM128 138V137H127ZM147 137H145V139H146ZM159 138L161 139V137L159 136ZM159 138L157 137V139L159 140ZM165 138V137H164ZM169 139H173L172 137H168ZM176 138H180V139H183V140H188L187 141V143H184V146H186V147H190L192 144H194V143H192V141H194V140H190L189 139V137L186 135V132L184 131V130H182V131H179L178 133H176ZM210 138V137H209ZM218 138V137H217ZM59 139V140H58ZM121 139V138H120ZM119 139V140H120ZM143 139V138H142ZM148 139V138H147ZM150 139V138H149ZM163 139V138H162ZM175 139V138H174ZM202 139V138H201ZM210 139H212V138H210ZM219 139V138H218ZM232 139V142H229V143H222V144H218V145H215V146H219L216 150H219V149H222V151L224 150L225 151V153L223 154V156L222 157H218L217 156V153L218 152H216V151H213V150H210L211 152V154H209L208 155V161L211 163V165L216 169V170H225V169H227V168H232L233 167V165H235V159H234V156H235V158L238 156V154H236V153H233V152H238L239 153V151L240 150H237V139H235V138H231ZM84 140V139H83ZM96 140V139H95ZM118 140V139H117ZM136 140H138V139H136ZM151 140V139H150ZM223 140V139H222ZM240 140V139H239ZM79 141V140H78ZM139 141V140H138ZM137 141V142H138ZM153 141V140H152ZM161 141V140H160ZM163 141V140H162ZM221 141V140H220ZM219 141V142H220ZM260 141H262L263 143H261V144H264V140H260ZM259 141V142H260ZM43 142H44V140H43ZM48 142H46V143H48ZM116 142V141H115ZM141 142V141H140ZM143 142V141H142ZM141 142V143H142ZM149 142V141H148ZM178 142H180V141H178ZM239 142V141H238ZM145 143V142H144ZM144 143H143V145H144ZM150 143H151V141H150ZM160 143V142H159ZM164 143V142H163ZM182 143V142H181ZM241 143V142H240ZM41 144V143H40ZM39 144V145H40ZM161 144V143H160ZM210 144V145H209ZM208 145L210 146V147H213L214 148V145L213 144H217V142L215 143V142H213V143H209ZM27 145V144H26ZM34 145H35V143H34ZM33 144L31 145V146H34ZM44 145V144H43ZM132 145H134L131 141H128V140H126V139H121L120 140V142H119V144H118V146L117 147H119L120 148V151L121 152H123V153H125V154H128L127 153V150L130 152V154H131V148L133 147H135V146H132ZM136 145V144H135ZM139 145V144H138ZM156 145V144H155ZM157 145H158V142H157ZM183 145V144H182ZM248 145V144H247ZM30 146V147H31ZM35 146H38V145H35ZM97 146V145H96ZM103 146V145H102ZM132 146V147H131ZM137 146V145H136ZM152 146H154V145H152ZM161 146V145H160ZM168 146V145H167ZM183 146V147H184ZM207 146V145H206ZM264 146V145H263ZM22 147V146H21ZM28 147V146H27ZM27 147H25V148H27ZM29 147V148H30ZM46 147V146H45ZM81 147V146H80ZM105 147H106V145H105ZM149 147V146H148ZM159 147V146H158ZM164 147V146H163ZM257 147V146H256ZM255 147V148H256ZM22 148H24V147H22ZM35 148V147H34ZM36 148H38V147H36ZM99 148H100V146H99ZM109 148V147H108ZM146 148V147H145ZM156 147L154 146V149H155ZM173 148V147H172ZM177 148H180V147H177ZM177 148H175V149H177ZM196 148H197V154H198V156H205L206 157V154H205V152H204V150H202V149H200V148H198L197 146H196ZM31 149H32V147H31ZM112 149V148H111ZM117 149V148H116ZM150 149H152V148H150ZM181 149H182V147H181ZM242 149H244V148H242ZM260 149V148H259ZM262 149V148H261ZM260 149V150H261ZM24 150H26V149H24ZM29 150V149H28ZM34 150V149H33ZM49 151V152H47V151ZM79 150V149H78ZM96 150V149H95ZM95 150H93V151H95ZM101 150V149H100ZM114 150V149H113ZM118 150V149H117ZM143 150V149H142ZM157 150V149H156ZM162 150H165V149H162ZM190 150V149H189ZM247 150V149H246ZM16 151V150H15ZM98 151V150H97ZM104 151V150H103ZM102 151V152H103ZM110 151V150H109ZM155 151V150H154ZM153 151V152H154ZM161 151V150H160ZM166 151V153H167V150H165ZM174 151V150H173ZM180 151V150H179ZM178 151V152H179ZM194 151V150H193ZM256 151H258V150H256ZM17 152V151H16ZM25 152V151H24ZM73 152H75V151H73ZM100 152V151H99ZM140 152H142V151H140ZM147 152V151H146ZM146 152H144V153H146ZM159 153V151H156L155 152V154L157 155L158 153ZM177 152V151H176ZM182 152V151H181ZM232 152V153H231ZM241 152V151H240ZM260 152V151H259ZM19 153V152H18ZM28 153V152H27ZM98 153V152H97ZM103 153H105V152H103ZM108 153V152H107ZM110 153V152H109ZM165 153V152H164ZM163 152L161 153L162 155H160V156H162V157H165L166 156V153L164 154ZM171 153H173V152H171ZM180 153V152H179ZM255 153V152H254ZM94 154H96V152H94ZM111 154V153H110ZM188 154V153H187ZM186 154V155H187ZM195 154V153H194ZM234 154H236V155H234ZM242 154V153H241ZM13 155V154H12ZM26 155V154H25ZM99 155V154H98ZM107 155H109V154H107ZM144 155V154H143ZM153 155V154H152ZM168 155V154H167ZM190 155V154H189ZM234 155V156H233ZM257 155V154H256ZM14 156V155H13ZM24 156V155H23ZM26 156H28V155H26ZM88 156V155H87ZM111 156V155H110ZM109 156V157H110ZM138 156V155H137ZM157 156H159V155H157ZM170 156V155H169ZM172 156H174V157H179V154L178 153H173V155ZM190 156H192V155H190ZM233 156V157H232ZM90 157V156H89ZM100 157V156H99ZM112 157V156H111ZM114 157V156H113ZM117 157H118V155H117ZM131 157H135V156H131ZM167 157V156H166ZM165 157V158H166ZM173 157V158H174ZM194 157H196V156H194ZM251 157L252 156H247V157H245V159L243 158L242 159V162H244V167L238 172V174L237 175H235L236 177H235V181H234V183L232 184L233 186H236V188H237V190L236 191H233L234 192V194L237 196L236 198H234V199H231L232 201H235V199H236V202H239V201H243V200H249L250 198H253V199H260V201H261V203H258V206H260V208H263L264 207V149H262V153L260 154V155H257V156H254V157H256V161H253L252 159H251ZM261 157V159H258V158H260ZM17 158H18V156H17ZM29 158V157H28ZM30 158H32V157H30ZM32 158V159H33ZM85 158V157H84ZM186 158V157H185ZM187 158H189V157H187ZM14 159V158H13ZM31 159V160H32ZM83 159V158H82ZM148 159V158H147ZM170 159V158H169ZM174 159H176V158H174ZM184 159V158H183ZM16 160V159H15ZM30 160V161H31ZM113 160L114 159H112V162H113ZM135 160V159H134ZM240 160L241 159H239V162H240ZM246 160H250V161H248V162H246ZM26 161V160H25ZM29 161V162H30ZM102 161H105V163H101L100 165L102 166V167H105V166H110L109 164H108V160H106V159H104V160H102ZM119 161V160H118ZM191 161V160H190ZM198 161V160H197ZM81 162V161H80ZM84 162V161H83ZM101 162V161H100ZM173 162V161H172ZM183 162V161H182ZM182 162L181 163H176V165L178 164V166H180L179 164H182ZM186 162V161H185ZM192 162V161H191ZM19 163V162H18ZM26 163V162H25ZM24 163V164H25ZM85 164H86V162H84ZM84 163H83V165H84ZM87 163H89V162H87ZM139 163V162H138ZM174 163V162H173ZM91 164V163H90ZM112 164V163H111ZM113 164H115V163H113ZM183 164H184V162H183ZM195 164V163H194ZM198 164V163H197ZM203 164V163H202ZM205 164V163H204ZM240 164V163H239ZM55 165V164H54ZM93 165V164H92ZM98 165V164H97ZM200 165V164H199ZM241 165V164H240ZM78 166V165H77ZM162 166V165H161ZM205 166V165H204ZM211 166V167H212ZM37 167H38V165H37ZM113 167V166H112ZM181 167V166H180ZM191 167V166H190ZM194 167V166H193ZM199 167V166H198ZM82 168H86L85 170L83 169L82 170ZM156 168V167H155ZM162 168V167H161ZM182 168V167H181ZM195 168H197V167H195ZM205 168V167H204ZM58 169V168H57ZM77 169V168H76ZM101 170V167H91V166H88V167H81V170L82 171H88L89 172V174H88V176L87 177H96L95 175H94V173L96 172V170ZM183 169H185V168H183ZM189 169V168H188ZM201 169V168H200ZM206 169V168H205ZM208 169V168H207ZM79 170H80V168H79ZM80 170V171H81ZM113 170V169H112ZM137 170V169H136ZM158 170V169H157ZM162 170V169H161ZM182 170V169H181ZM186 170V169H185ZM194 170H196V169H194ZM14 171H15V169H14ZM72 171V170H71ZM102 171V170H101ZM111 171V170H110ZM117 170H115V172H116ZM122 171V170H121ZM120 171V172H121ZM141 171V170H140ZM172 170H170V169H168L166 172H171ZM247 171H250V176L248 177L247 175V177H243V173H245V172H247ZM105 172V171H104ZM103 172V173H104ZM113 172V171H112ZM119 172V171H118ZM124 172V171H123ZM130 172V171H129ZM146 172V171H145ZM158 172V171H157ZM181 172V171H180ZM211 172V171H210ZM215 172V171H214ZM81 173V172H80ZM135 173V172H134ZM192 173V172H191ZM198 173H200V171L198 172ZM212 173V172H211ZM217 173V172H216ZM119 174V173H118ZM123 174V173H122ZM136 174V173H135ZM147 174V173H146ZM172 174V173H171ZM170 174V175H171ZM186 174H188L187 173V171H186ZM185 174V175H186ZM226 174V173H225ZM71 175H72V173H71ZM103 175H105V174H103ZM108 175V174H107ZM124 175H125V173H124ZM197 175V174H196ZM205 175V174H204ZM81 176V175H80ZM97 176H98V173H97ZM111 176V175H110ZM138 176V175H137ZM141 176V175H140ZM192 176V175H191ZM200 176V175H199ZM69 177V176H68ZM117 177V176H116ZM131 177V176H130ZM142 177V176H141ZM140 177V178H141ZM72 178H75L74 176L72 177ZM97 178V177H96ZM103 178H106V177H103ZM103 178H102V180H103ZM135 178V177H134ZM147 178V177H146ZM138 179V178H137ZM205 179V178H204ZM70 180V179H69ZM90 180V179H89ZM93 180V179H92ZM91 180V181H92ZM97 180V179H96ZM116 180V179H115ZM121 180V179H120ZM119 180V181H120ZM210 180V179H209ZM73 181V180H72ZM84 181V180H83ZM87 181V180H86ZM91 181H89V183L91 182ZM122 181V180H121ZM120 181V182H121ZM142 181V180H141ZM140 181V182H141ZM204 181V180H203ZM70 182V181H69ZM74 182V181H73ZM106 182V181H105ZM118 182V181H117ZM123 182V181H122ZM139 182V181H138ZM139 182V183H140ZM212 182V181H211ZM80 183V182H79ZM82 183V182H81ZM110 183V182H109ZM115 183V182H114ZM119 183V182H118ZM142 183V182H141ZM144 183V182H143ZM152 183H153V181H152ZM214 183V182H213ZM67 184H69V183H67ZM92 184V183H91ZM107 185H109L108 183H106ZM126 184H127V182H126ZM224 184V183H223ZM97 185V184H96ZM118 185V184H117ZM132 185V184H131ZM153 185V184H152ZM164 185V184H163ZM199 185V184H198ZM231 185V186H232ZM84 186H85V184H84ZM101 186V185H100ZM99 186V187H100ZM112 186H114V185H112ZM119 186L121 187V185L119 184ZM119 186H117V187H119ZM128 186V185H127ZM130 186V185H129ZM94 187V186H93ZM108 187V186H107ZM109 187H111V186H109ZM122 187H124L125 188V185L124 186H122ZM131 187V186H130ZM133 187H134V185H133ZM138 187V186H137ZM96 188V187H95ZM132 188V187H131ZM212 188H214V187H212ZM227 188V187H226ZM55 189V188H54ZM127 189V187L125 188V190ZM128 189H130V188H128ZM135 189H136V186H135ZM167 189V188H166ZM64 190V189H63ZM69 190V189H68ZM131 190V189H130ZM140 190V189H139ZM197 190V189H196ZM233 190V189H232ZM66 191V190H65ZM70 191V190H69ZM72 191V190H71ZM83 191V190H82ZM117 191V190H116ZM116 191L114 192L113 191V193H116ZM161 191V190H160ZM212 191H216L217 193H219L220 192V190L215 186V188L214 189H212ZM4 192H6V191H4ZM61 192H62V190H61ZM73 192V191H72ZM75 192V191H74ZM80 192V191H79ZM134 192V191H133ZM163 192V191H162ZM161 192V193H162ZM226 192V191H225ZM232 192V191H231ZM67 193V192H66ZM81 193V192H80ZM100 193V192H99ZM112 193V194H113ZM137 193V192H136ZM160 192H158V194H159ZM68 195V194H67ZM76 195V194H75ZM179 195V194H178ZM9 196H10V194H9ZM78 197V196H77ZM128 197V196H127ZM176 197V196H175ZM211 197H213V195L211 194ZM5 198H7V197H5ZM36 198V197H35ZM85 198V197H84ZM114 198V197H113ZM168 198V197H167ZM218 198V196L216 197V199ZM73 199V198H72ZM72 199H69V197H67V199L66 200H63L64 201V205L62 206V207H55L54 206V210H56L57 209V211L56 212H54L53 213V215H51V219H50V217L49 218H46V217H48V215H50L49 213H48V215L46 214V217L45 216H43L41 213H38V212H33L32 210H29V209H24V210H20V212H18L15 216H12V215H10V213H11V211H12V213H13V210L17 207V206H12V208L10 207V209H5V210H3L1 213H2V215H1V218L2 219H5V221H4V223L5 222H9V223H11V221L13 222L12 223V225L13 226H11L13 229H14V231H12L11 232V236L13 235V236H15V238H18V239H21V240H23V243L27 246V247H29L30 249H32V251H34L35 253H37V254H40V256H41V254H42V256H44V257H46V258H48V257H52L53 259H69L70 261H72V262H75L76 264H114V262L112 261H109L107 258H109V257H107L106 259H103L104 258V256H103V258H101L100 257V255H99V253H97V252H100L99 251V249H98V244H102L101 242H98L97 240H95V239H93L94 238V230H96V231H100L101 232V234H100V237L98 238V239H116V238H120L121 237V235H127V229H125L123 226L121 227V229L119 228H117L116 227V225H117V223L114 225V226H109V225H111V224H109V223H107V222H105V223H103V224H100L101 226H95L96 224L94 223V224H92V222L94 221V220H96L97 218L99 219L100 217H101V213H99V210H97L96 208V210H97V213H94L95 211L93 210V208L92 207H90V208H88V209H86L85 208V210L87 211H89V214H86V215H84V213L86 212V211H82V208L84 207L83 206V204L81 203L80 205H78L77 206V203L75 202V201H73ZM107 199V198H106ZM111 199V198H110ZM132 199V198H131ZM220 199V198H219ZM109 201V200H108ZM115 201V200H114ZM124 201L125 200H123V203H124ZM167 201V200H166ZM165 201V202H166ZM178 201V200H177ZM54 202V201H53ZM59 202V201H58ZM61 202V201H60ZM59 202V203H60ZM105 202V201H104ZM165 202H163V203H165ZM169 202V201H168ZM259 202V201H258ZM109 203V202H108ZM160 203V202H159ZM170 203V202H169ZM229 204H230V201L228 202ZM251 203V202H250ZM105 204V203H104ZM110 204V203H109ZM108 204V205H109ZM129 204V203H128ZM173 204V203H172ZM219 204V203H218ZM17 205H19V204H17ZM88 205V204H87ZM105 205H107V204H105ZM177 205V204H176ZM244 205H246V204H244ZM9 206H11L10 204H9ZM8 206V207H9ZM19 206H21V204L19 205ZM47 206V205H46ZM45 206V207H46ZM124 206V205H123ZM125 206H126V203H125ZM146 206V205H145ZM207 206H213L212 204H208ZM216 206H218V205H216ZM99 207V206H98ZM132 207V206H131ZM178 207V206H177ZM43 208V207H42ZM110 208H111V206H110ZM116 208V207H115ZM127 208V207H126ZM125 208V209H126ZM172 208V207H171ZM180 208V207H179ZM44 209V208H43ZM53 209V208H52ZM131 209V208H130ZM177 209V208H176ZM182 209V208H181ZM216 209V208H215ZM16 210V209H15ZM36 210V209H35ZM45 210V209H44ZM129 210V209H128ZM226 210V209H225ZM18 211V210H17ZM51 211V210H50ZM49 211V212H50ZM127 211V210H126ZM78 213L79 215H81L82 216V219H81V217H79L78 219H81L79 222H78V224L80 225H78L77 226V229H74L73 227H74V225H73V227H72V223L70 222V220L72 219V214H74V213ZM121 212V211H120ZM96 214L95 216H93L92 214ZM114 213V212H113ZM128 214H129V212H127ZM134 213V212H133ZM57 214H60L58 217H55V215H57ZM84 216H83V215ZM235 214H238V212L236 211L235 212ZM10 215V216H9ZM123 215V214H122ZM133 215V214H132ZM235 216V215H234ZM75 217V216H74ZM138 217V216H137ZM107 218V217H106ZM233 218V217H232ZM104 219V218H103ZM103 219H102V221H103ZM131 219V218H130ZM121 220V219H120ZM133 220V219H132ZM135 220V219H134ZM133 220V222H135ZM139 220V219H138ZM152 220V219H151ZM238 220V219H237ZM3 221H1V223L3 222ZM92 221V222H91ZM165 221V220H164ZM231 221H232V219H231ZM86 222H90L92 225H93V227H94V229L92 228V226H89V227H87L86 226ZM95 222V221H94ZM126 222V221H125ZM100 223V222H99ZM128 223V222H127ZM136 223V222H135ZM147 223V222H146ZM145 223V224H146ZM240 223H242V222H240ZM245 223V222H244ZM90 224V225H91ZM10 225L11 224H9V227H7L6 226V228H8V229H10ZM71 225V226H70ZM135 225V224H134ZM156 225V224H155ZM165 225H166V223H165ZM247 225V224H246ZM237 226V225H236ZM72 227V228H71ZM133 227V226H132ZM15 228L17 229V230H15ZM149 228V227H148ZM8 229H6V230H8ZM89 229H93L92 231V233L93 234H91V236H92V238H90L89 240H90V242L88 243V242H84L82 239H84V235L87 233V231L89 230ZM247 229V228H246ZM19 230V231H18ZM20 230H22L23 231V233H20L21 231ZM144 230V229H143ZM167 230V229H166ZM111 231V232H110ZM151 231H153V230H151ZM160 231V230H159ZM263 231H264V229H263ZM8 232H10V230L8 231ZM7 232V233H8ZM84 232H86V233H84ZM163 232V231H162ZM172 232H174L173 230H172ZM261 232V231H260ZM24 234V236H21L20 234ZM91 233V232H90ZM158 233V232H157ZM161 233V232H160ZM159 233V234H160ZM165 233V232H164ZM163 233V234H164ZM170 233V232H169ZM162 234V235H163ZM166 235V234H165ZM168 235V234H167ZM29 236V237H28ZM128 236V235H127ZM126 236V237H127ZM155 236V235H154ZM212 236V235H211ZM87 237V236H86ZM14 238V237H13ZM128 238V240L126 239V241H124V240H119V241H117V245L116 246H120L122 249H121V251H123L126 255H130V256H132V255H134V256H136L137 258H138V260H137V262H135V264L137 263V264H145V262H148L149 264H154L155 262H157L158 264H164V263H166L165 261H168V260H172L173 261V258L175 257L174 256V254H173V256L171 257L170 256V253H168L169 251H166L165 252V250H166V248H159V249H155V248H153V247H157V245L156 244H154L153 242H151V241H146V240H144V239H141V237L138 235V234H131L130 235V238L129 237H127ZM157 238V237H156ZM168 238V237H167ZM171 238V237H170ZM86 239V238H85ZM0 240H1V243H2V245H0V264H36V263H34V262H32L31 261V259H32V257H27L25 254H23V253H21V252H19L18 250H16L15 248H13V247H11L10 246V244L8 243V241H6V239H3V238H0ZM20 240V241H21ZM49 241L48 243L46 242V241ZM88 240V241H89ZM105 240V241H106ZM172 240V239H171ZM184 240V239H183ZM192 240V239H191ZM177 241V240H176ZM114 243H115V241H113ZM95 244V245H94ZM113 244V243H112ZM114 245V244H113ZM140 245H144L145 247H147V248H149V250H150V247H152L153 248V251L155 252V253H153V252H149V253H152V254H149V253H146V252H144V250H142V247L140 246ZM206 247H204L203 248V250H202V252H201V255H202V257H204V258H208V257H211V258H215V262L214 263H212L211 262V264H217L221 259H220V257L217 255V249H218V246H219V242H218V239H216V238H213V237H210L209 239H206V241H205V244H204ZM251 245V244H250ZM249 245V246H250ZM14 247H15V245H13ZM106 246H108V245H106ZM246 246V245H245ZM17 247V246H16ZM43 247V248H42ZM112 247V246H111ZM141 247V248H140ZM183 247V246H182ZM263 247V246H262ZM181 248V247H180ZM184 248V247H183ZM186 248V247H185ZM250 248V247H249ZM182 249V248H181ZM187 249V248H186ZM189 249V248H188ZM152 250V249H151ZM197 250V249H196ZM249 250V249H248ZM256 250V249H255ZM263 250V249H262ZM47 251V252H46ZM189 251V250H188ZM199 251V250H198ZM197 251V253H199ZM247 251V250H246ZM122 252V253H123ZM179 252V251H178ZM260 252V251H259ZM258 251H257V253L258 254H260ZM177 253V252H176ZM250 253V252H249ZM264 253V252H263ZM262 253V254H263ZM33 254V253H32ZM109 254V253H108ZM187 254V253H186ZM194 254V253H193ZM193 254H192V256H193ZM252 254V253H251ZM255 254V253H254ZM31 255V254H30ZM156 255H158V256H156ZM57 256V257H56ZM108 256V255H107ZM112 256H115V255H112ZM149 256H151V258L149 257ZM185 256H187V255H185ZM191 255H190V257H192ZM200 256V255H199ZM253 257V256H252ZM31 258V259H30ZM126 258V257H125ZM176 258V257H175ZM187 258V257H186ZM211 258H209L210 259V261H211ZM50 259V258H49ZM117 259V258H116ZM122 259H123V256H122ZM121 259V260H122ZM129 259H131V258H129ZM177 259V258H176ZM188 259H189V257H188ZM253 259V261H252V263L253 264H264V255H256L254 258H252ZM115 260V259H114ZM178 261L177 262H180L179 260L180 259H177ZM184 259H182V261H183ZM191 260V259H190ZM61 261V260H60ZM175 261V260H174ZM185 261V263H187L188 262V260H184ZM202 261H206V259H203L202 258ZM226 261V260H225ZM245 261V260H244ZM56 262V261H55ZM63 262H65V261H63ZM74 263V264H75ZM120 262H118V264H119ZM182 263V262H181ZM201 263V262H200ZM210 263V262H209ZM208 263V264H209ZM251 263V264H252ZM37 264H39V263H37ZM121 264H127L126 263V261L125 260H122V263ZM129 264V263H128ZM198 264H199V262H198ZM220 264V263H219ZM221 264H228V263H226V262H223V263H221ZM246 264V263H245Z\"/></svg>", "mask_w": 264, "mask_h": 264}]
</instances>
